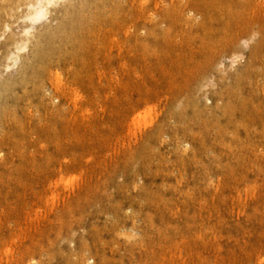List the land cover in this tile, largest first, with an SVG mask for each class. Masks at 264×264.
Masks as SVG:
<instances>
[{
	"label": "rangeland",
	"instance_id": "1",
	"mask_svg": "<svg viewBox=\"0 0 264 264\" xmlns=\"http://www.w3.org/2000/svg\"><path fill=\"white\" fill-rule=\"evenodd\" d=\"M40 1L0 0V264H264V0Z\"/></svg>",
	"mask_w": 264,
	"mask_h": 264
},
{
	"label": "bare ground",
	"instance_id": "2",
	"mask_svg": "<svg viewBox=\"0 0 264 264\" xmlns=\"http://www.w3.org/2000/svg\"><path fill=\"white\" fill-rule=\"evenodd\" d=\"M45 1V0H44ZM43 1V2H44ZM49 0H47V2H48ZM51 1V0H50ZM53 1V0H52ZM51 1V2H52ZM54 1H56V0H54ZM47 2H45V3H47ZM48 4V3H47ZM50 4V3H49ZM53 4V3H52ZM52 4H50V5H52ZM57 4V3H56ZM33 5V4H32ZM45 5V4H44ZM44 5H42V1H40L39 0V2L36 4V5H33L32 7L30 6V8H31V10H32V14H31V16H32V18H34V19H37V20H41V19H39L40 17H42L43 15H44V11H45V8H44ZM53 5H55V4H53ZM48 7H51V6H48ZM47 12H49V11H47V9H46V14H47ZM7 13V12H6ZM5 13V14H6ZM29 13V12H28ZM48 14H50V13H48ZM7 15V14H6ZM8 16V15H7ZM46 16V15H45ZM246 16V15H245ZM46 18V17H45ZM44 18V19H45ZM43 19V20H44ZM32 20V19H31ZM35 21V20H34ZM34 21H32V23L34 22ZM24 22V21H23ZM30 23V22H29ZM42 23V22H41ZM8 24V23H7ZM18 24V23H17ZM20 24V23H19ZM34 24H35V22H34ZM36 25V24H35ZM7 26V25H6ZM33 26V25H32ZM8 27V26H7ZM35 27V26H34ZM9 28V27H8ZM32 28V27H31ZM31 28H29V29H31ZM10 29V28H9ZM8 29V30H9ZM34 29V28H33ZM36 30V29H35ZM4 33V32H3ZM26 33H27V30H26ZM7 34V33H6ZM3 38V37H2ZM2 38H0V39H2ZM3 40V39H2ZM15 55V54H14ZM18 56V55H17ZM18 58H19V56H18ZM181 67V66H180ZM60 79V78H59ZM57 82V81H56ZM58 83V82H57ZM58 84H60V83H58ZM57 92V91H56ZM77 93V92H76ZM81 97V96H80ZM80 99V98H79ZM75 100V99H74ZM83 100V99H82ZM79 101V100H78ZM31 109V108H30ZM151 109V108H150ZM156 109V108H155ZM147 112H148V110H147ZM146 112V113H147ZM151 112V111H150ZM142 113V112H141ZM144 115H145V113H144ZM138 116V115H137ZM135 117V116H134ZM139 117V116H138ZM149 117V116H148ZM139 119V118H138ZM142 119V118H141ZM145 119H146V117H145ZM144 119V120H145ZM149 119V118H148ZM133 120V119H132ZM137 120V119H136ZM136 122V121H135ZM147 123V122H146ZM147 125V124H146ZM150 125V124H149ZM140 127V126H139ZM135 128V127H134ZM140 130V129H139ZM130 132V131H129ZM77 178V177H76ZM80 178V177H79ZM71 181V180H70ZM76 182H78V181H76ZM60 183V182H59ZM61 184V183H60ZM78 184V183H77ZM66 185V184H65ZM58 187V186H57ZM57 198V197H56ZM55 199V198H54ZM53 200V199H52ZM58 200V199H57ZM199 259V258H198Z\"/></svg>",
	"mask_w": 264,
	"mask_h": 264
}]
</instances>
